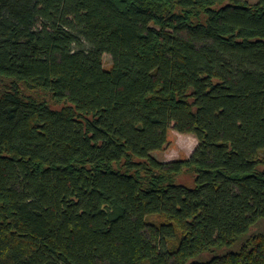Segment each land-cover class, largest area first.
<instances>
[{
  "label": "trees",
  "instance_id": "16d2710c",
  "mask_svg": "<svg viewBox=\"0 0 264 264\" xmlns=\"http://www.w3.org/2000/svg\"><path fill=\"white\" fill-rule=\"evenodd\" d=\"M0 264H264V0H0Z\"/></svg>",
  "mask_w": 264,
  "mask_h": 264
},
{
  "label": "rangeland",
  "instance_id": "374dc122",
  "mask_svg": "<svg viewBox=\"0 0 264 264\" xmlns=\"http://www.w3.org/2000/svg\"><path fill=\"white\" fill-rule=\"evenodd\" d=\"M112 56L108 53L104 54V65L109 68L112 64ZM34 94L48 101L54 107L59 108L60 105L51 98V95L43 90H36ZM198 144L197 138L193 134L180 133L171 128L169 132V143L161 150L154 151V155L162 161H173L180 158L190 156ZM190 180V177H185ZM184 179V180H185Z\"/></svg>",
  "mask_w": 264,
  "mask_h": 264
}]
</instances>
